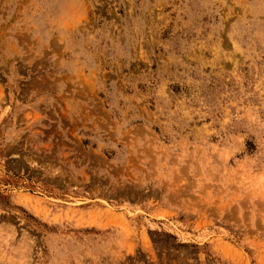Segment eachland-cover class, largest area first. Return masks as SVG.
Masks as SVG:
<instances>
[{"label": "rangeland", "instance_id": "rangeland-1", "mask_svg": "<svg viewBox=\"0 0 264 264\" xmlns=\"http://www.w3.org/2000/svg\"><path fill=\"white\" fill-rule=\"evenodd\" d=\"M264 0H0V264H264Z\"/></svg>", "mask_w": 264, "mask_h": 264}, {"label": "bare ground", "instance_id": "bare-ground-1", "mask_svg": "<svg viewBox=\"0 0 264 264\" xmlns=\"http://www.w3.org/2000/svg\"><path fill=\"white\" fill-rule=\"evenodd\" d=\"M264 175V174H263ZM262 178H264V177H262Z\"/></svg>", "mask_w": 264, "mask_h": 264}]
</instances>
